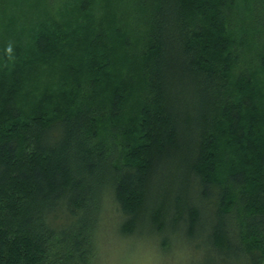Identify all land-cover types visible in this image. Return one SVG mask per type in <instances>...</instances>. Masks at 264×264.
<instances>
[{"label": "trees", "instance_id": "obj_1", "mask_svg": "<svg viewBox=\"0 0 264 264\" xmlns=\"http://www.w3.org/2000/svg\"><path fill=\"white\" fill-rule=\"evenodd\" d=\"M55 1L0 0V264H93L104 212L264 264V0Z\"/></svg>", "mask_w": 264, "mask_h": 264}, {"label": "rangeland", "instance_id": "obj_2", "mask_svg": "<svg viewBox=\"0 0 264 264\" xmlns=\"http://www.w3.org/2000/svg\"><path fill=\"white\" fill-rule=\"evenodd\" d=\"M32 1V0H29ZM42 4L45 0H40ZM238 4L243 0H237ZM61 2V0H56ZM14 12V11H13ZM33 11L27 9V14ZM105 199V198H103ZM107 199H105L106 201ZM107 210V209H106ZM105 210V211H106ZM98 241L97 260L93 264H200L203 263L201 258L195 253L184 252L178 257L165 258L159 251L147 243V241L128 240L116 235L112 231V217L109 212H104L102 222L96 235ZM140 242V243H139ZM143 243V244H142Z\"/></svg>", "mask_w": 264, "mask_h": 264}]
</instances>
